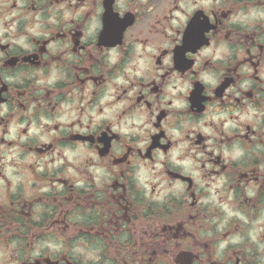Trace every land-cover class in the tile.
Returning <instances> with one entry per match:
<instances>
[{
	"label": "flooded vegetation",
	"instance_id": "flooded-vegetation-1",
	"mask_svg": "<svg viewBox=\"0 0 264 264\" xmlns=\"http://www.w3.org/2000/svg\"><path fill=\"white\" fill-rule=\"evenodd\" d=\"M13 0H0V5ZM254 0H202L204 7L196 9L190 16L179 24L172 26V20L181 10L183 0H104L105 11L100 16L101 31L95 41L84 42L83 29L88 19L94 15L95 0H47L42 6L51 8L59 3H69L74 10L84 7L85 13L79 23L70 21L73 27L47 25L50 35L48 39L34 41L37 50L31 56L11 57L5 62V70L11 72L20 69L48 68L56 65L63 69L65 78L54 89H46L39 98L38 111L55 115L68 106L79 117L88 106L96 103L100 93L111 79L124 68L132 65L133 61L143 59L146 63L143 79L133 80L128 88H121L115 93V100L106 103L105 107L114 109L116 122L140 115L141 106L145 107L149 116L154 115L153 127L155 133H148L151 142L145 145L143 151L136 145L144 139L143 136H128L111 132L109 122H103L98 139L103 147L98 148L93 141V135L83 137L80 133H69L68 136L56 138L53 145L45 146V150L30 146L29 155L43 157L53 147L60 145H86L85 151H91L99 157V161L114 173L113 183L122 188L106 190L103 199H97L94 194H84L65 189L60 193H44L39 185L48 181L46 176H34L31 185H25L19 195L6 194L0 190V238L20 235L31 240L39 238L47 232L76 235L85 231L90 237H99L106 246V258L110 264H199L197 257H203L204 249L196 242L200 222L215 213L209 206H201L202 195L193 191L196 182L190 176H183L181 172L172 173L165 167L159 174L161 181L169 186L182 185L186 195L181 199L175 197L168 201L166 208L155 207V202L149 204L141 202L126 182L131 169L137 163L151 165L157 156L158 149L165 153L173 146L169 141L165 145L159 143L166 136L168 127L176 126L181 119H199L204 110L194 112L191 108L178 112L169 108H160L163 88L172 76H186L193 71L190 62L185 59L187 52L194 54L204 47L228 41L235 45L247 43L253 32L241 30L228 25V17L237 8L244 7ZM36 4L29 5L27 11L35 12ZM259 27V26H257ZM207 38V41L204 40ZM55 50L49 44H57ZM67 47H64V46ZM6 49L7 46L5 45ZM115 54L117 63L109 66L105 57ZM74 56V60H69ZM171 59V67L167 73H157L155 70L163 65L164 60ZM28 61V63H26ZM195 63L194 61L192 62ZM201 67L208 69L219 67L211 65L205 57ZM226 78L215 90L214 95L201 98L194 92L193 104H200L203 99L206 104L216 105L215 111L227 110L230 113L239 111L244 113L249 105L258 112L264 113V96L257 99L256 92H264V45L246 47L242 53L235 54L225 68ZM252 81L250 90L239 88L241 81ZM194 83H198L195 82ZM137 88L135 96H129V91ZM228 87H234L241 92L240 96L227 93ZM149 88L148 100L143 89ZM201 86L197 85L200 90ZM35 89L31 82L26 81L22 86L10 87L4 85L3 99L0 102L14 103L17 100L32 97ZM121 103L123 107L116 109ZM169 105L171 101L168 102ZM21 111L24 104H19ZM155 109V111H154ZM103 111V108L100 109ZM239 119V117H230ZM57 126H53V130ZM103 129V130H101ZM187 138V137H186ZM207 139L197 134L195 143L202 145ZM233 140H239L249 150L250 158L242 163H225L221 156L212 159V153H207L208 163L213 169L202 177L210 182L221 183L225 193L221 198L226 199L238 209L254 212L264 206V173L258 170V164L264 159V152L257 150V144L264 145V116L260 123L240 122V129L229 136L222 131L216 138L218 145H230ZM0 144V151L5 145ZM120 148L117 155L113 149ZM88 162V161H86ZM203 167V164H202ZM86 171V170H85ZM60 176L58 174L57 180ZM226 181V183H224ZM255 196L249 197L247 192L253 188ZM127 189V191H125ZM160 191L159 184L153 186L152 195L155 197ZM218 192L221 189H217ZM123 193L124 199H117ZM167 209V210H166ZM76 210L88 214L89 226L81 229L78 225L69 223V218ZM163 218H161V215ZM39 217L38 219H35ZM232 264H244V257L231 255L226 258Z\"/></svg>",
	"mask_w": 264,
	"mask_h": 264
},
{
	"label": "clouds",
	"instance_id": "clouds-1",
	"mask_svg": "<svg viewBox=\"0 0 264 264\" xmlns=\"http://www.w3.org/2000/svg\"><path fill=\"white\" fill-rule=\"evenodd\" d=\"M46 2L47 0H13L15 7L7 2L0 5V100L3 99L4 85L17 87L29 81L35 89L32 97L14 103L0 102V144L12 142L11 146L5 145L3 151H0V190L14 196L22 193L24 186L32 183L30 168L32 175L48 177L47 183L39 185V190L44 193L62 194L67 189L84 194L91 193L97 199H103L109 186L111 190H116L122 188V185L113 183L115 179L113 171L102 164L93 152L85 151L86 145H60L53 147L43 157L29 155L27 149L35 146V149L44 151L45 146L53 145L56 138L68 136L69 133H80L83 137L95 134L93 141L97 143L98 148H102L97 129L107 121L111 132L119 133L125 138L130 135L143 136L144 139L136 145L143 151L145 145L151 142L148 133L157 131L152 124L155 116H149L148 110L141 106L140 115L125 118L117 123L113 115L114 109L105 105L115 100L114 94L121 88H128L133 80L144 78L146 63L143 59H137L132 65L114 75L100 93L96 103L91 106L85 104L86 111L79 117V124H75L77 114L69 111L67 105L55 115L38 111L39 98L44 95L46 89H54L65 78L64 70L56 65H50L46 69H20L9 72L5 70V62L11 57L31 56L37 50L34 41L48 39L50 33L46 30L47 25L56 26L63 22L65 27L71 28L73 25L69 22L79 23L86 10L84 7L74 10L69 3H59L46 8L42 6ZM30 3L37 5L35 12L27 11ZM103 3L104 0H95L94 15L87 20L83 29L84 42L95 41L100 34L102 27L100 16L105 11ZM204 6L202 0H183L181 10L171 22L172 26L175 27L196 9ZM228 25L248 30L253 32V35L247 43L240 45L233 46L231 42L224 41L218 46L213 44L211 47H204L195 54L193 51L187 52L185 59L190 62L189 68L194 70L188 72L186 69L187 74L184 77L172 76L163 88L164 95L160 108L170 107L171 110L178 112L190 108L194 112L206 109L203 115L196 120L190 115L188 119H181L176 126L168 127L166 136L160 139L159 143L165 145L173 141V146L167 153L158 149L156 160L150 166L140 163L137 158L131 174L125 179L141 202L147 201L149 204L155 202V207L159 209L166 208L171 198L181 199L186 195L182 185L169 186L166 181H161L159 174L165 167L172 173L179 171L183 176L192 177L196 182L193 191L200 192L203 197L201 206L215 209L213 215L200 222L198 235L194 239L204 249V253L203 257L194 259H198L199 264H225L226 258L235 254L243 255L244 264H264V206L250 212L247 209L236 208L230 198L222 202L221 198L225 193L221 183L210 184L202 178L214 167L207 161L209 152L213 154L212 159L221 156L225 163H242L250 158L249 150L239 140H233L230 145H218L216 138L221 131L229 136L233 135L240 129L241 121L260 123L264 113L258 112L251 105L244 113L215 111L214 104H206L201 99L200 104L194 105L190 99L194 92H198L201 98L214 95L213 90L226 78L225 68L228 61L235 54L242 53L246 47L253 44L257 47L264 45V0H254L244 7L237 8L229 15ZM204 40L207 44V38ZM59 46H61L59 43L48 45L53 50ZM205 57L210 60L211 65L219 67L203 69L201 63ZM74 59V56H69V60ZM105 61L109 66L118 62L115 54L107 55ZM171 63L170 58L166 59L155 71L167 73ZM197 85L201 86L200 90L197 89ZM239 88L250 90L252 81L249 79L241 81ZM149 91V88L143 89L148 100H152ZM136 92L137 88L133 87L128 95L135 96ZM227 93L241 95L234 87H228ZM262 96L264 92L255 93L257 99ZM21 103L25 105L23 111L19 108ZM121 107H123L121 103L115 105L116 109ZM54 125L57 126L55 130ZM197 134L207 137L202 145L195 143ZM255 148L264 152V145L257 144ZM113 151L119 155L120 148L117 146ZM258 170L264 173V159L259 161ZM157 184L160 191L154 197L153 186ZM254 187L248 190L249 197L256 195ZM217 189L221 191L218 192ZM116 198L124 199L123 193ZM160 215L163 218V215ZM69 223L78 225L81 229L87 228L88 214L76 210L70 216ZM105 250L106 246L99 237H90L85 231L71 236L66 233L47 232L31 240L20 235H8L0 238V264H110ZM228 264L232 262L228 260Z\"/></svg>",
	"mask_w": 264,
	"mask_h": 264
}]
</instances>
